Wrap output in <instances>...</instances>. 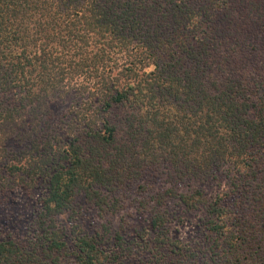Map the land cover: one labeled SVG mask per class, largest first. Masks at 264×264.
Returning a JSON list of instances; mask_svg holds the SVG:
<instances>
[{
	"label": "trees",
	"instance_id": "obj_1",
	"mask_svg": "<svg viewBox=\"0 0 264 264\" xmlns=\"http://www.w3.org/2000/svg\"><path fill=\"white\" fill-rule=\"evenodd\" d=\"M68 94L76 128L50 135ZM12 142L29 165L12 176L1 156L0 193L45 189L36 237L1 241L0 264H122L119 232L105 228L111 252L99 235L70 250L59 217L81 197L115 215L136 193L155 255L264 264V0H0V152ZM220 167L204 244L174 246L169 202L197 209L182 188Z\"/></svg>",
	"mask_w": 264,
	"mask_h": 264
},
{
	"label": "rangeland",
	"instance_id": "obj_2",
	"mask_svg": "<svg viewBox=\"0 0 264 264\" xmlns=\"http://www.w3.org/2000/svg\"><path fill=\"white\" fill-rule=\"evenodd\" d=\"M59 103L54 108V114L60 120L49 130L50 135L59 136L65 130L73 132L76 128L71 118L78 104L77 96L68 94ZM29 150L30 146L27 144L12 142L5 148L4 153L0 152L1 158L5 156L7 160L14 161L12 166L15 170L12 171V176L18 175L16 172L19 168L29 165ZM229 175L226 167H220L203 183L194 182L182 188L183 192L192 194L194 201L200 202L197 209H189L175 201L169 202L166 238L171 244L184 249L204 244V229L208 219L206 204L228 190ZM44 189V181L39 180L34 187H15L10 193H0V242L13 239L25 244L34 240L37 234L35 220L40 211V198ZM150 215V210L145 207L138 193L131 195L126 205L115 215L101 213L81 197L75 202L74 211L59 217V224L66 228L70 250L78 238L99 235L103 249L113 251L112 241L108 239L105 229L109 227L112 233L119 232L131 249V255L125 256L122 264H180L182 258L178 251L172 248L160 250L159 255H155L152 242L156 234L149 228Z\"/></svg>",
	"mask_w": 264,
	"mask_h": 264
}]
</instances>
